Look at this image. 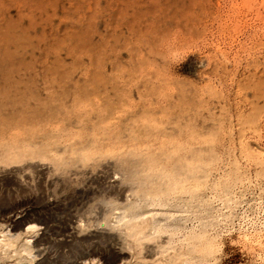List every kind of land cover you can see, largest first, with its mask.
I'll use <instances>...</instances> for the list:
<instances>
[{
    "label": "rangeland",
    "instance_id": "rangeland-1",
    "mask_svg": "<svg viewBox=\"0 0 264 264\" xmlns=\"http://www.w3.org/2000/svg\"><path fill=\"white\" fill-rule=\"evenodd\" d=\"M2 157L0 264H264V0H0Z\"/></svg>",
    "mask_w": 264,
    "mask_h": 264
},
{
    "label": "bare ground",
    "instance_id": "bare-ground-1",
    "mask_svg": "<svg viewBox=\"0 0 264 264\" xmlns=\"http://www.w3.org/2000/svg\"><path fill=\"white\" fill-rule=\"evenodd\" d=\"M8 149V148H7ZM4 150V149H3ZM10 151H13L11 154H15V153H17V147H12V148H10ZM10 151H9V153H10ZM4 153H6V152H4ZM8 153V152H7ZM19 156H21L20 154H19ZM12 158H17V156H12ZM14 159H10V163H16V161L14 160ZM0 160H2V161H7L8 159H3V157L2 158H0ZM26 161L25 162H27V164H29V162L31 163V164H33L34 166H35V168H37L39 171H41V172H44V171H48L50 168H51V166L50 165H47V164H45V163H42V162H39V161H36V160H34V161H30V159L29 160H27V159H25ZM2 170L0 171V177L2 178V179H5V180H12V179H14L15 181H16V184L17 185H22L19 181H18V179H17V167H14V166H12L11 168L10 167H7V166H3L2 168H1ZM12 178V179H11ZM111 184H113V185H111ZM111 184H110V186L111 187H115V184H117V178L116 177H114L112 180H111ZM35 228V225H33V224H29L28 226H27V228L25 229V232L26 231H29V230H32V229H34ZM71 228V236H72V238H76V237H78V234H79V232L77 231V227H70ZM117 253V255H119V256H121L122 255V252H116Z\"/></svg>",
    "mask_w": 264,
    "mask_h": 264
}]
</instances>
